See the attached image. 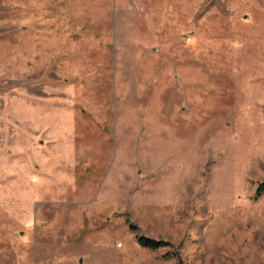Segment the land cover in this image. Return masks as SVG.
<instances>
[{
    "label": "rangeland",
    "instance_id": "rangeland-1",
    "mask_svg": "<svg viewBox=\"0 0 264 264\" xmlns=\"http://www.w3.org/2000/svg\"><path fill=\"white\" fill-rule=\"evenodd\" d=\"M263 180L264 0H0V264H264Z\"/></svg>",
    "mask_w": 264,
    "mask_h": 264
},
{
    "label": "trees",
    "instance_id": "trees-1",
    "mask_svg": "<svg viewBox=\"0 0 264 264\" xmlns=\"http://www.w3.org/2000/svg\"><path fill=\"white\" fill-rule=\"evenodd\" d=\"M263 193H264V180L259 183V186L257 188L258 195H261ZM138 241L141 245L149 247V248H157L161 245V242L159 240L150 238L147 236H143V235L138 236Z\"/></svg>",
    "mask_w": 264,
    "mask_h": 264
}]
</instances>
